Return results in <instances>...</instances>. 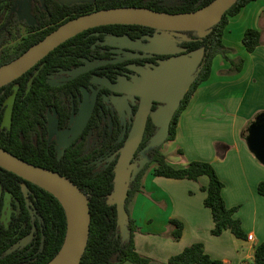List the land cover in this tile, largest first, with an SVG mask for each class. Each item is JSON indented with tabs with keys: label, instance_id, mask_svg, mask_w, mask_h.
Masks as SVG:
<instances>
[{
	"label": "trees",
	"instance_id": "obj_1",
	"mask_svg": "<svg viewBox=\"0 0 264 264\" xmlns=\"http://www.w3.org/2000/svg\"><path fill=\"white\" fill-rule=\"evenodd\" d=\"M20 1L0 0V66L18 58L31 46L42 40L63 23L85 14L122 7L147 8L157 12L172 14L189 13L197 11L213 0H178L175 5H165L161 0H92V2H78L70 5H62L58 0H29L30 12L37 22V25L33 27L27 26L25 22L18 20L16 11ZM255 1L257 0H238L204 38L200 39L196 33L189 32L200 39L198 43H194L193 45L194 48L203 46L205 48V57L195 82L175 113L170 124L166 142L175 139L180 115L188 106L197 88L209 79L215 57L221 56L230 64V69L221 72L222 75L232 76L242 71L243 60L241 58L233 60L228 58V55L234 54L235 50L224 45L223 35L229 24V19L237 16L244 7ZM262 17L264 18V16H261V22H263ZM21 26H25L26 28V36L24 37L18 33L13 34L14 31H20ZM127 28L142 27L111 25L90 29L78 34L52 51L26 74L1 88L0 93L6 91V94H10L9 87L20 84L22 90L12 91L13 96L15 97L17 94L18 100L19 95H23L28 100H31L35 83L41 80L40 85L48 86L45 81L46 73L52 72L54 66L61 65L64 61L69 60V58L76 59L78 55L83 54V51L91 43V41H87L91 32L106 30L113 34H119L120 30L123 31ZM263 35L264 30L246 29L241 40L245 51L253 53L258 47L264 45ZM12 38H20V42L12 50H4V47ZM2 99L0 97V106ZM17 118L18 115L14 112L13 121L16 122ZM153 130L154 126L150 124L143 143V146L147 148L145 153L147 163L136 174L129 185L126 199L127 212L128 205L133 197L138 193H142L143 179L148 171L155 177L193 182H196L202 176H206L208 178V186L206 188L202 187L201 191L206 193L204 206L209 209L213 221L211 235L217 237L223 232L229 231L236 238L244 239L246 236L242 230L241 222L234 217L238 208H226L222 197L224 184L219 179L213 166L203 161H191L183 168L172 166L161 152V146L148 148V138L153 134ZM0 146L9 150L1 143ZM11 152L16 154L14 151ZM182 153V150H178L179 155H182ZM35 165L43 166L38 163H35ZM43 167L48 168V166ZM112 168L113 165L107 170L97 173L90 167L80 171H58L60 175L67 177L72 183L77 185L89 201L91 216L90 232L87 247L80 264H223L221 261L211 259L205 253L202 243H195L184 248L181 253L170 257L166 263H159L139 254L134 245V234L137 228L134 227V222L130 217L127 225L129 237L127 240L122 241L120 230L117 226L115 206L107 204V197L113 190L114 173ZM51 169L54 170V168ZM0 172L4 174L8 181L13 183L10 189L14 191L15 196L21 198V192L16 182H22L28 185L36 198L34 207L41 221V230L38 231L37 236L38 253L26 258L27 262L23 264H46L58 253L65 239L67 223L64 209L60 202L45 190L24 182L21 178L10 172L2 169H0ZM257 193L264 197V182L258 184ZM24 214L25 221H28L29 216L26 209H24ZM169 226L172 227L170 237L174 241H178L183 231L182 223L177 220H170ZM12 241H15V238ZM41 242L42 247H40ZM10 246L11 242L0 245V264H17V262L19 263L23 260V256H25L24 251L3 256V251L10 248ZM37 250H34V252ZM253 262L254 264H264V242L256 246Z\"/></svg>",
	"mask_w": 264,
	"mask_h": 264
},
{
	"label": "flooded vegetation",
	"instance_id": "obj_2",
	"mask_svg": "<svg viewBox=\"0 0 264 264\" xmlns=\"http://www.w3.org/2000/svg\"><path fill=\"white\" fill-rule=\"evenodd\" d=\"M177 1L169 5H175ZM21 15L18 14V20ZM19 21L26 23L24 20ZM26 25L29 26L27 23ZM36 25L37 22L33 26ZM155 34L154 29L145 27L127 28L120 30L119 34L106 30L91 32L89 39L86 38L91 43L83 54L78 55L76 59L69 58L61 65L54 66L52 72L46 73L45 81L48 86L40 85L41 80L35 83L31 100L23 95H19L18 100L17 94L13 96L12 91L22 90L20 84L9 87L10 94L1 92L0 97L3 99L0 106V143L16 154L0 147L31 165L57 173L80 171L87 167L97 173L112 165L114 170L141 103L140 96L128 90L116 89L119 80L132 82L134 77H141V70H153L163 61L200 49H203L204 54L198 64L197 75L204 61L205 48H194L193 44L198 43L200 39L192 35L193 33H170V42L174 48L172 53L162 54L145 50L148 42L146 37H154ZM114 37H126L125 42L115 40ZM84 60L95 63V66L78 77L69 79L67 72L85 65ZM161 106L163 103L152 101L150 114ZM14 112L18 115L16 122L13 121ZM150 114L142 142L131 160L140 170L147 163V148L143 143L149 125H153ZM156 131L154 126L153 134L148 138L149 142ZM16 183L21 198L14 195V191L10 189L13 183L0 172V245L11 242L10 248L3 251V256L24 251L23 260L17 262L23 264L27 262L26 258L38 253L37 236L41 230V221L34 207L36 198L30 188L25 183ZM24 188L27 195L24 194ZM24 209L27 210L28 221H25ZM30 235L31 238L24 246H19L10 254L6 253ZM14 238L15 241H12Z\"/></svg>",
	"mask_w": 264,
	"mask_h": 264
},
{
	"label": "crops",
	"instance_id": "obj_3",
	"mask_svg": "<svg viewBox=\"0 0 264 264\" xmlns=\"http://www.w3.org/2000/svg\"><path fill=\"white\" fill-rule=\"evenodd\" d=\"M261 16H264V0H257L244 7L237 16L229 19L223 35L224 45L228 48L236 47L231 39L234 24L244 25L242 33L248 28L264 30V18L261 22ZM235 49L237 54L241 51V48ZM247 54L255 55L257 61L264 63V45ZM228 58L233 60L235 56L228 55ZM245 67L233 77L225 76L221 72L228 70L229 63L221 56L214 58L209 79L195 91L180 115L175 139L165 142L161 152L167 162L177 168H183L191 161L210 163L224 184L222 197L226 208H238L234 217L240 220L246 237L238 239L229 231L217 237L211 235L213 221L209 209L204 206L206 193L201 191L202 187L208 186L206 176L191 184H183V181L188 180L165 179L148 173L143 179L142 193L136 194L128 205V215L137 228L134 245L139 254L166 263L184 248L202 243L205 253L213 260L223 264H254L255 248L264 242V197L257 193L258 184L264 182V166L248 149L247 134L241 132L245 126L243 118L239 117L240 105L233 104L236 106L232 107L230 100L232 92H237L244 85L240 76ZM227 109H230L232 119L229 121L231 135L215 139L206 156L197 152L192 153L195 154L193 157L188 156L182 145L185 144L182 141L184 139H181L183 134L188 135L194 143L201 139L198 135L200 132L214 133L220 125L215 119L220 118L219 115L227 116ZM211 118L214 119L208 121ZM178 150H182V155L178 154ZM170 220H177L183 225L178 241L170 237ZM249 235L252 241L247 240Z\"/></svg>",
	"mask_w": 264,
	"mask_h": 264
},
{
	"label": "water",
	"instance_id": "obj_4",
	"mask_svg": "<svg viewBox=\"0 0 264 264\" xmlns=\"http://www.w3.org/2000/svg\"><path fill=\"white\" fill-rule=\"evenodd\" d=\"M28 1L24 0V3L27 4ZM237 1L213 0L197 11L189 13L172 14L147 8L122 7L99 10L76 17L60 25L18 58L0 66V89L26 74L63 43L84 31L98 27L126 25L154 29L156 31L154 37H146L148 42L145 50L160 54L172 53L174 47L170 42V33L194 32L200 39L204 38ZM58 2L62 5H70L92 2V0H58ZM19 20L26 21L29 26L35 25L36 22L29 10L24 12ZM125 38L113 39L125 42ZM203 54V49H200L188 55L163 61L153 70L139 71L141 77H134L132 82L119 80L116 88L118 91L128 90L141 97L132 130L120 150L113 170V190L107 197V204L115 206L117 226L122 241L129 237L127 229L129 215L126 210L129 185L140 170L131 163V160L142 142L152 101L163 103V106L150 114L157 131L150 139L148 148L158 147L166 142L170 121L199 71L197 67ZM84 62L85 65L67 72L69 79H74L95 66V63L86 60ZM246 143L257 161L264 166V115L258 116L249 126ZM0 168L50 193L64 209L67 223L65 239L58 253L46 264H80L87 247L91 223L86 195L67 177L31 165L1 147ZM24 194L27 195L26 188ZM33 230H35L34 224ZM30 238L31 235L24 238L6 253L10 254L19 246H24Z\"/></svg>",
	"mask_w": 264,
	"mask_h": 264
},
{
	"label": "rangeland",
	"instance_id": "obj_5",
	"mask_svg": "<svg viewBox=\"0 0 264 264\" xmlns=\"http://www.w3.org/2000/svg\"><path fill=\"white\" fill-rule=\"evenodd\" d=\"M166 5L173 4L176 0H161ZM169 1V2H168ZM168 2V3H166ZM29 9V1L27 4L24 3V0L20 1V4L17 7V13L23 14ZM1 24V21H0ZM232 43L235 45L238 49L241 48V51L237 54L236 47H232L235 50V53L232 54L235 56V58H241L243 60V66L246 65L245 71L240 76V79L244 82V85L236 92H232V97L230 100L232 101V107H235L236 105H240L241 108V114L239 117L243 118L244 120V128L242 129V134L246 135L249 129V126L256 120V118L260 115H264V63L257 61L256 56L247 54L246 51L243 49L241 45L242 40V32L241 29L244 27V25L240 26H232ZM18 33L22 37L26 36V28L25 26L20 27V31H14L13 34ZM20 42V38L14 39L12 38L9 43L4 47V50H12L13 47ZM231 60V59H230ZM229 63V62H228ZM230 69V64L229 68ZM237 75V74H235ZM235 75L229 76L233 77ZM227 94V93H226ZM233 104H236L233 106ZM227 107V106H226ZM231 109V108H230ZM227 109V116L219 115L220 118L215 119L218 120L216 122H219V126L217 127L216 131L214 133L203 134V132H200L198 135L200 136V140H196L194 143L190 141V137L188 135L183 134L181 139L185 144H182L184 147V152L188 154V156L193 157V152L200 153L202 155H207L210 151V148L212 149V146L214 145L215 139L218 137L220 138H226L229 135H231V125H229V121L232 120L231 116L229 115V110ZM211 118L208 121H212ZM207 128V127H205ZM239 126L237 125V130ZM214 138V139H213ZM149 171L146 173L148 174ZM226 173V172H225ZM227 174V173H226ZM228 175V174H227ZM183 184H191L193 181H183ZM230 190V189H229Z\"/></svg>",
	"mask_w": 264,
	"mask_h": 264
},
{
	"label": "built area",
	"instance_id": "obj_6",
	"mask_svg": "<svg viewBox=\"0 0 264 264\" xmlns=\"http://www.w3.org/2000/svg\"><path fill=\"white\" fill-rule=\"evenodd\" d=\"M247 240H248V241H252V236L249 235V236L247 237Z\"/></svg>",
	"mask_w": 264,
	"mask_h": 264
}]
</instances>
